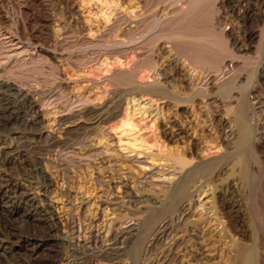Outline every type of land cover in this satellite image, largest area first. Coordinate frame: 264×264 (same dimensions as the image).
<instances>
[{
  "label": "rangeland",
  "instance_id": "374dc122",
  "mask_svg": "<svg viewBox=\"0 0 264 264\" xmlns=\"http://www.w3.org/2000/svg\"><path fill=\"white\" fill-rule=\"evenodd\" d=\"M176 1L0 0V76L29 94L0 95V264H157L177 236L165 264H264V16L250 43L237 12L264 0H204L166 27ZM163 105L181 111L166 131ZM111 219L135 229L109 246Z\"/></svg>",
  "mask_w": 264,
  "mask_h": 264
},
{
  "label": "bare ground",
  "instance_id": "6f19581e",
  "mask_svg": "<svg viewBox=\"0 0 264 264\" xmlns=\"http://www.w3.org/2000/svg\"><path fill=\"white\" fill-rule=\"evenodd\" d=\"M176 1V0H175ZM181 1V2H184L183 3V5H181L179 2ZM204 0H186V1H184V0H177L176 1V7H175V10H174V14H173V16L172 15H170V18L168 19V20H165L166 21V27L167 26H170V25H172L173 23L174 24H177V23H175V22H181L182 23V21H188V23H190V21L192 22V19H193V15H194V13L195 12H197V5L198 4H200V3H202ZM208 1V0H207ZM221 1H224L225 2V0H221ZM250 1V0H249ZM258 1V0H257ZM261 1V0H260ZM113 2H115V1H113ZM112 2V3H113ZM241 2V1H240ZM248 2V1H247ZM251 2V1H250ZM263 2V1H262ZM111 3V4H112ZM252 3V2H251ZM251 3H250V5L249 6H247V5H245V7L246 8H244V11H237L238 12V16H239V19L241 20L240 22H242V25L241 24H239L240 25V29H239V32H242L243 33V37L246 39V40H248L250 43L253 41V40H255L256 38H257V32H255V31H253V30H247L246 29V24H248L247 22L250 20L251 21V19H252V21H253V19L254 18H256L257 16H264V7L263 6H251ZM258 3V2H257ZM116 5V4H115ZM222 5H223V3H222ZM240 5V4H239ZM244 5V4H243ZM257 5V4H256ZM259 5H260V3H259ZM114 6V5H113ZM174 6H175V4H174ZM198 6H200V5H198ZM204 6V5H203ZM202 6V7H203ZM242 5H240V7H241ZM236 8V7H235ZM242 8V7H241ZM243 10V9H242ZM198 11H199V8H198ZM201 11V10H200ZM198 13V12H197ZM110 15V14H109ZM167 15V14H166ZM196 16H197V14H195ZM107 16V15H106ZM172 16V17H171ZM127 17H128V15H127ZM169 16H167V18H168ZM106 19H109L110 20V18L109 17H105ZM196 18V17H195ZM194 18V19H195ZM162 19V18H161ZM194 19H193V21H194ZM163 20V19H162ZM159 21V20H158ZM164 24V23H163ZM162 24V25H163ZM173 24V25H174ZM192 24V23H191ZM193 25V24H192ZM164 26V25H163ZM176 26H178V25H176ZM181 26H182V24H181ZM184 26L186 27V25L184 24ZM184 26H182V27H184ZM187 26H189V25H187ZM166 27H163V29H161L160 30V32H158V34H157V36H158V38L159 37H161L162 36V34L165 32V28ZM189 27H191V29H193L192 28V26L190 25ZM239 27V26H238ZM168 29H169V27H168ZM167 29V30H168ZM173 29L174 28H172V33H173ZM195 29V28H194ZM180 30H181V27H180ZM189 30V33H186V32H183V33H180L179 34V37H180V39L181 38H186V37H191V36H193V37H195V40H197L199 43H201V42H208V43H214L215 44V39L213 40L212 39V37H204V36H201L200 34H195L194 33V31H193V33L192 32H190V29H188ZM188 30H187V32H188ZM233 30V29H232ZM199 31V30H198ZM234 31V30H233ZM168 32V31H167ZM170 32V31H169ZM180 32V31H179ZM166 33V32H165ZM175 33V32H174ZM225 33V32H224ZM237 33V32H236ZM168 34V33H167ZM227 36H228V38H230V41H232V45H236V44H238V41H239V38H238V34H234L231 30H229V31H227L226 33H225ZM172 35V34H171ZM178 35V34H177ZM176 35V36H177ZM211 35V34H210ZM212 36V35H211ZM156 38V37H155ZM179 39V40H180ZM174 40V39H173ZM195 40H194V42H195ZM229 40V39H228ZM227 40V41H228ZM181 41H182V39H181ZM9 42L11 43V45L8 47V51H7V55H9L10 53H14V52H18L20 49H21V47L20 46H16L15 47V45H17V43L15 44V42H14V39H10L9 40ZM190 42H192V41H190ZM218 42V41H217ZM216 42V44H218ZM178 43V42H177ZM175 44V45H178V44ZM207 43V44H208ZM231 43V42H230ZM229 43V44H230ZM228 43H227V45H229ZM187 45V44H186ZM193 45H194V43H193ZM212 45V44H211ZM179 46H181L180 44H179ZM183 46H185V45H183ZM195 46H197V45H195ZM207 46V45H206ZM214 46V45H213ZM216 46V45H215ZM214 46V47H215ZM226 46V45H225ZM2 47V46H1ZM201 47V46H200ZM199 47V48H200ZM12 48V49H11ZM196 49H197V47H195ZM198 48V49H199ZM203 48V47H202ZM205 48V47H204ZM230 48V47H229ZM228 48V49H229ZM191 49V48H190ZM192 49H193V47H192ZM195 49V50H196ZM226 49H227V47H226ZM200 51V50H199ZM199 51H197V52H199ZM201 52V51H200ZM229 53V52H228ZM230 53H232L233 54V52L231 51ZM231 54V55H232ZM0 55H2V53L0 54ZM230 55V54H229ZM234 55V57H235V54H233ZM232 55V56H233ZM202 56V55H201ZM2 58V57H1ZM170 58V57H169ZM194 58H196L195 56H194ZM204 58V57H203ZM205 59V58H204ZM191 60H192V58H191ZM190 60V61H191ZM203 60V59H202ZM194 61V60H193ZM173 62V61H172ZM168 64L170 63V65H171V61L170 60H168V62H167ZM174 65L176 66V68L178 67V60H174ZM193 63V62H192ZM147 66H148V68H149V70H150V72L152 73V76H154L155 78L156 77H158V79H159V75H162V72H163V70H164V67L162 66V64H161V62L159 61V60H151V61H149L148 63H147ZM187 70V69H186ZM189 70V69H188ZM123 72V71H122ZM121 72V73H122ZM128 71L126 70V72L125 73H127ZM133 72V74H134V72H136V70H133V71H131V73ZM188 71H186V73H187ZM124 73V72H123ZM131 73H129L128 75H130ZM120 74V73H119ZM133 74L131 75L132 76V78H133ZM124 75V74H123ZM128 75H126L127 77H128ZM186 75H189V74H186ZM115 76V75H114ZM117 76V75H116ZM125 76V77H126ZM163 76H164V73H163ZM130 78V77H129ZM131 80H133V79H131ZM156 81H158V80H155V82ZM127 82V81H126ZM128 83V82H127ZM133 83H134V81H133ZM153 84V83H152ZM155 86H156V84H154ZM158 86V85H157ZM135 88H137V87H135ZM137 89H140V88H137ZM12 94H18V95H21V96H24L25 98H28L29 99V94H28V92L22 87V86H20V85H18L16 82H14V81H12V80H10V79H3L1 76H0V95L2 96V95H12ZM136 100H139V99H136ZM159 100V99H158ZM30 105L32 106V107H34V108H37V111H36V116L35 117H37V119H39V120H46L47 119V114H48V112L44 109V108H42L37 102H36V100H34V98H31L30 99ZM178 107H179V105H178ZM155 110V109H154ZM155 111H157V118L158 119H160L161 120V125L162 126H165V131L167 130V128L169 127V126H171L172 125V120H176V119H178L179 117V115H180V113H181V111H180V109H177L176 110V115L175 116H168L167 114H166V112H165V110H164V105L163 106H158L157 108H156V110ZM182 113H183V111H182ZM185 113V112H184ZM186 113H188L187 111H186ZM178 117V118H177ZM229 121H227L226 123H228ZM127 124H129V125H131L132 124V118L129 116V114H128V120H127ZM184 131V129L183 128H180V133H182ZM15 134L17 133V132H14ZM175 135V132L174 133H172L171 134V137H173ZM260 145H262V141H260V142H258ZM257 143V144H258ZM135 144V143H134ZM2 145V147H0L2 150H4V149H6V151H7V149H8V147H6V146H4V141H1V139H0V146ZM6 145V144H5ZM136 145V144H135ZM4 146V147H3ZM0 149V151H2ZM137 160H138V158H136ZM181 159H183V158H180V160ZM183 161V162H182ZM185 160L183 159V160H181V162L180 163H182V165H184L185 164V162H184ZM186 165V164H185ZM125 186H126V188H128V184H126V183H123ZM131 187V186H130ZM17 189V188H16ZM131 192H133V191H131ZM133 193H135V192H133ZM19 196V195H18ZM152 196H154V195H152ZM132 197H138L137 196V194L135 193V194H132ZM161 198V197H160ZM135 199V198H134ZM134 201V200H133ZM214 201V200H213ZM137 202V201H136ZM220 202V201H219ZM184 205V204H183ZM186 206H189L188 204L186 205ZM190 207V206H189ZM189 211V210H188ZM182 213V212H181ZM185 213V212H184ZM183 215V214H182ZM181 217V216H180ZM185 217V216H184ZM174 219V218H173ZM185 219H188V218H185ZM183 220V219H182ZM162 221V220H161ZM232 223L230 224L231 226H232V228H233V230L235 231V233L236 234H239V227H238V222H235V223H237V224H235V223H233V221H231ZM124 223V222H123ZM123 223H118V222H116V219H111L110 220V223L108 224V227H107V231H106V233L105 234H107L106 236H108V238H109V240L110 241H112V243H110V244H108L109 246L110 245H114V244H117V243H119L122 239H124L126 236V234H127V237H128V233H130V232H132L134 229H135V225L133 224V223H131V224H128L127 226H124V227H122V224ZM98 225V224H97ZM232 228H230V229H232ZM173 229L170 227V223H169V220H167V219H165V220H163L162 222H160V223H158L154 228H153V230H152V232L151 233H153V235H154V238L155 239H163L164 238V236L165 235H167L168 233H170L171 231H172ZM91 232L89 233V235L87 236V244H97V243H99V242H101V233H100V231H97V230H95L94 228H93V230H90ZM82 230H78V228L76 229H74L73 230V234L75 235L74 236V238H76V239H78L79 240V238L82 236ZM234 233V236H235V238H237V235ZM71 236V235H70ZM125 236V237H124ZM84 237V236H83ZM103 237V236H102ZM126 237V238H127ZM166 237V236H165ZM82 238V237H81ZM80 238V239H81ZM150 238H152V237H150ZM84 239V238H83ZM85 239V240H86ZM180 239H181V237H176L169 245H168V247H165V249L161 252V254L159 255V257L157 258V264H165L167 261H168V259H169V256L173 253L174 254V250H175V248H176V246L179 244V242H180ZM84 240V241H85ZM126 240V239H125ZM82 242V241H81ZM123 242V241H122ZM84 244V243H83ZM86 244V245H87ZM118 245V244H117ZM92 246V245H91ZM100 247V246H99ZM6 246H4V244L2 243V241H0V252L2 251V250H6ZM110 248V247H109ZM108 249V248H107ZM114 258V257H113ZM69 261V260H68ZM112 261V260H111ZM70 263H71V261H69ZM115 262V261H114ZM114 262H112L111 264H119V263H114ZM69 263V264H70ZM110 263V262H109ZM121 264V263H120Z\"/></svg>",
  "mask_w": 264,
  "mask_h": 264
}]
</instances>
